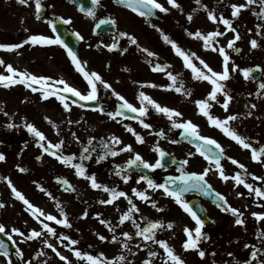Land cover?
<instances>
[{"label":"flooded vegetation","instance_id":"af4514ba","mask_svg":"<svg viewBox=\"0 0 264 264\" xmlns=\"http://www.w3.org/2000/svg\"><path fill=\"white\" fill-rule=\"evenodd\" d=\"M7 1L0 0V11L3 10L5 2ZM14 2L15 8L12 9L16 20H18L19 12L28 13L29 8L31 10L33 8L34 12L35 0H29L28 5H20L17 3V0H14ZM18 24V21H16L8 26H4V24L0 25V44L22 43L30 35L34 34L31 33L27 36L25 32L21 31ZM121 31L126 32L123 28L115 24L114 33H104L101 35V40L98 43H94L96 46H100V43L103 42L109 46L114 42H118V47L111 50L112 52L109 53L105 61L109 65L111 62H116L113 58L114 55L120 53L123 50L122 48L127 44L128 38L118 35ZM27 33H30V30ZM26 46L31 47V44H25L23 47L12 51L0 49V59L5 61V64L0 65V74L7 75L6 65L14 64L10 56L19 54H22L24 57L26 56L23 52ZM8 56L10 60L5 59ZM222 65V63L218 62L217 65H210V67L214 71L220 72L222 71ZM231 66L232 62L229 63L230 70ZM237 73L239 76V68L235 71V74ZM110 74L111 72L108 73V75ZM230 76V80L221 81V83L226 85L233 99L229 103L228 110L225 111L222 107L224 96L221 93L220 98L217 99L220 101L218 108L220 107L221 113L214 115V117L224 119L228 115H238V119L231 121L229 126L240 135L248 138L252 142L253 147L259 149L261 146H264V100L256 99L252 95L253 91H247L239 78L235 77L232 73H230ZM246 80L251 81L249 79ZM255 82L258 86L261 82H264L263 74ZM14 86L18 87L20 84ZM11 88L13 86L9 88L0 86V92L5 91L9 97L2 98L5 95L0 96V107L8 113L6 116L3 112H0V153H4L6 156V160L0 162V201L5 204V207L0 208V223L6 226V231L11 234L12 238L16 241V245L18 243L23 245L24 241H20L18 234L11 233L13 226H8L5 223L6 219L8 220V215H11L17 224L27 222L28 229L47 233V230L43 229L41 224V221H44L50 227L54 228L56 232L61 231L60 234L77 240L78 243L75 245L76 249L97 257L103 253L104 258H107L112 264H117L115 258L119 255H124L131 264H143L147 259H151L153 264L156 258L161 260L166 257V254L159 244L151 240L144 241L141 236L135 235L137 228L133 220L136 224L140 225V228H143L149 222L162 221V216L168 212L172 215V219L170 220L174 223V227L173 229H168L167 227L156 229L155 239L167 241L176 254L179 251L184 252L186 250L183 248V243L186 241L187 236L183 229L188 227L190 230H193V235H195L194 229L197 227L195 221L174 202L173 198L166 196L162 189H152L148 187L146 181H140L139 183L137 181L143 175L156 183H163L166 176L178 177L189 172L199 174L205 169H210L205 180L212 186L213 193L218 192L225 198L227 205H225L224 201L218 200L214 194L210 196L197 189H190L184 194L183 198L194 206V211L205 221L202 232L208 236V239H202L199 242L198 250H204L206 252L203 258L198 255V250H187L193 251L196 254L194 263L237 264L239 262V264H246V262H250V264H260V260L264 259V237L260 235V233L264 232V219H258L253 215V213L264 214V196H256L254 190L250 191L242 184L237 185L235 180L232 179L239 172L246 183L253 185V189L260 188L264 191V179H255V177L264 178V162H260L264 161V156L260 157V161H254L251 158L250 149H244L237 142L226 136L220 129L210 125L207 117L202 125L199 122H192L198 125V130L201 135L214 138L224 148V155L221 156V166L225 174L229 176L227 181L220 177L215 164L201 156L195 146L180 140L178 128H173L171 121L166 120L158 112H152L150 116L147 113L146 116L140 118V120L143 119L146 123L155 125V129H151L152 127L145 129L140 122H133L131 120L116 119L113 121L119 129L122 128V125L124 127H131L144 138V143H138L135 136L127 130L121 131L120 133L116 132L120 135V140H123L122 144L114 145L117 151L123 145L131 144L133 146L134 151L128 152L130 156L126 158H122L120 155L121 152H119L115 157L108 156L106 160L99 163L96 162L98 155L102 154V148L100 147L101 138L108 140L111 137L105 131L107 129V125L104 124L105 122L97 126L101 129L99 137L96 136L97 127L89 126L94 129L92 130L91 138H95L93 140V146L96 149L95 152L90 153L92 158L89 160L80 159L82 149L87 146L88 142L84 143L83 133L85 130H76V132L65 131L64 145L58 152L63 155L74 154L76 159L73 163H83L86 167L87 174L94 173L99 183L109 188H116L118 191H124L131 197L132 202L137 205L139 211L133 212L132 219L125 221L121 225L119 224L120 216L128 211L130 207L128 200L124 197H118L112 204H101V200L109 199V193L104 192L102 189L91 188L90 182L87 179L76 176L75 170L70 165H65L49 153H45L39 146L43 142H37L42 154H39L40 151L37 152L38 154L34 156V163L32 165L20 163L21 157L18 144L21 132L19 130L18 117L13 112V98L20 96L23 100L29 99L19 91H15L14 94ZM253 103L257 107L251 109L253 115L249 117L247 116V112L250 109L245 106ZM103 108H106V112L113 111V106L110 102L108 104L103 103ZM8 124H13L15 127L9 128L7 127ZM41 129L45 135L48 134L44 128ZM161 130L164 135H157ZM26 132L30 135L29 131ZM72 133H75L76 137H79V141L73 137ZM103 135L106 137H102ZM172 141L176 142L173 143ZM145 147L149 149L150 153L145 151ZM156 147L163 150L165 153L163 157H160L159 153L154 151ZM151 151H154V154ZM135 153L141 154L150 163L161 159L163 167L146 169V173L132 171L130 169H133L134 166L129 169L127 168L126 162ZM229 158L235 159L238 161V164H233ZM185 159L189 161L187 165L182 163ZM53 162L55 163L53 164ZM239 164L245 165V169H241ZM116 165H120L126 169L120 176L116 175ZM21 167L27 169V171L20 172L19 168ZM125 174L129 176L127 183L122 179V176ZM5 177L10 179L15 188L33 205L38 206L45 214H51L58 219H64V216H61L60 209L56 206L57 202H59L71 227L56 224L55 221H48L45 216H39V214H37L39 219L34 217L31 212L26 210L23 202L12 194L7 181L4 179ZM57 177L67 179L76 191L62 190L61 184L56 181ZM38 186H42L47 192H50L51 197L45 191H41ZM179 186H181V182L177 181L176 188ZM23 188L30 189L26 191ZM133 189L146 191V194L150 197V201L140 200L134 195ZM151 201H155L157 206L162 208L163 211H157L153 208ZM228 205L237 208L238 212L243 214L241 217L244 220L243 225H237L235 223L237 217L224 210ZM85 211L88 212L86 218L83 217ZM100 219L110 221L111 227L115 228V233L109 231V228L104 224H101L99 222ZM17 228L24 231L20 226ZM123 232H128L132 239L127 240L122 235ZM97 234H102L108 237V239L101 241ZM113 235L118 237V240L115 242L111 239ZM54 239L57 241V237ZM124 241L128 242L131 251L122 248V242ZM65 244V242L61 243L60 248H65ZM246 244L248 247H245ZM33 246H35V243H33ZM254 248L259 249L255 260L251 257V252ZM19 249L21 250L22 248ZM149 251H155L157 256L150 258L148 256ZM132 253H135V255H132ZM38 257L39 255L32 254L30 257L31 264H35ZM183 260L186 264H189L186 258ZM82 263L88 264L86 260H82ZM119 264H126V262H119Z\"/></svg>","mask_w":264,"mask_h":264},{"label":"rangeland","instance_id":"374dc122","mask_svg":"<svg viewBox=\"0 0 264 264\" xmlns=\"http://www.w3.org/2000/svg\"><path fill=\"white\" fill-rule=\"evenodd\" d=\"M165 7L169 8L167 13H162L158 10L161 21H152L150 18L141 17L136 13H133L130 9L114 7L110 0H100L99 5L95 11V16L90 17L83 15L76 11L73 5L65 3L59 0H47L46 11L40 19H36V15H33L31 8L28 9V13L19 12L18 20L13 16V9L15 8L14 0H8L5 2L3 10L0 11V25L8 26L12 22L18 21L21 31L25 32L28 36L31 33L42 34L50 38H55L52 29L49 26V21L55 16H60L66 20H70L69 27L75 32L80 33L83 36L81 39V55L86 62L87 71L97 72L104 81L111 83L115 91L123 95L129 102L136 107H141V102L138 98L140 92H144L147 96L153 98L163 106L174 108L182 113L181 117H174L177 122H184L187 120L199 122L201 125L205 120V116L200 113L199 108L195 101L205 99L210 104L208 109L209 113L219 115L221 113L219 103L208 99V93L210 92L206 84V80L194 79V74L191 69L187 68L184 64L183 58L176 54L175 50L164 40V36L167 35L170 40L175 41L186 54L195 53V56L190 57L192 63L207 74V70L199 63L200 59H203L209 66L217 65L223 57L218 51H213L212 48H205L204 41L200 38L189 36L188 32H195L200 30L204 35L212 31H220L224 33L220 38L216 37L212 41V47L219 48L220 45L225 48V52L230 56L232 66L237 65L239 69L246 68L252 64H260L263 69L264 76V27H261L260 31H257V25L264 26V19L258 18L254 13L259 11V4L246 7L241 10L239 17H232V4H246V0H201V4L206 5L208 10L213 11V14L217 16L215 22L208 18V11L201 8L196 4L195 0H178L183 11L171 7L167 0H158ZM196 11H193V10ZM188 14L193 16V19L189 21L187 19ZM223 15L225 18L232 20V26L236 28L240 34V39L235 41L234 47L229 49L227 47L228 41L234 38L235 33L227 28L223 23L219 21V16ZM99 16H109L116 21V24L123 28L130 35H134L138 41L139 48L133 45L127 40V44L122 49L126 48L127 51L114 55L115 63L111 62V74L107 75L104 69V63L108 57L107 46L100 44L101 46H94V42H98L100 39H96L91 34V29L94 21ZM155 25V27H153ZM25 29L30 30L27 33ZM256 39L258 47L251 48L250 41ZM104 41V39H102ZM31 44V43H30ZM240 46L241 52L239 56H235V47ZM146 48L150 52L155 53V56H148L147 53L141 49ZM26 56L22 57V60L15 59L16 63L13 64L18 71H26L28 69L32 74L44 75L55 79H64L71 86L76 87L82 94H86L89 91L87 81L83 76L75 70V66L71 62V58L68 55V51L62 45H32L23 49ZM4 55V54H3ZM10 60L9 56L5 58ZM12 59V58H11ZM18 61H22L19 63ZM229 61V63H230ZM155 63H159L163 67V71H153ZM231 66V69H232ZM125 69H128L127 71ZM223 70V69H222ZM167 72H172L177 77L174 87L173 81L167 76ZM235 77L239 78L247 90L257 91L258 86L254 83L247 81L242 72L239 70L235 74V71L230 70ZM183 85L182 92L177 93L175 87H181ZM246 84V85H245ZM155 85V86H152ZM23 86H13L12 91H19L22 95L27 96L29 100H23L22 97L13 98V112L18 117V123L20 126L27 123L33 124L36 128H44L48 133L47 141L56 143L62 140L65 127L68 130L76 132V130H85L83 133L84 142H87L92 135V127L100 126L102 121L107 125L105 130L111 136H117L121 139V131L126 130L122 125L121 129L113 122L114 120L109 118L105 114L103 103L113 104L115 101H119L113 94L111 89H105L103 85L97 83V89L99 90L97 95L101 100V107L97 112H86L75 105L67 102L70 105V111H65L62 104L55 98L51 97L45 102L41 103L40 92L33 93L30 89L26 91L22 90ZM39 87V86H37ZM62 87V86H61ZM20 88V89H19ZM191 91V95H186L187 91ZM257 92L253 95L259 100L264 99L261 95L257 96ZM264 93V92H263ZM5 95L2 98H9L6 92H0V96ZM220 95H217V99ZM121 102V101H120ZM144 106L148 108V115L152 112H156L155 109L145 102ZM103 109V111H100ZM27 114H30L31 118H28ZM154 114V113H153ZM162 114V113H161ZM49 117L58 128H53L52 125L44 119ZM162 116L169 121V119L162 114ZM79 121V123L69 124L68 121ZM117 122V121H116ZM155 129V125L151 124ZM92 128V129H91ZM20 130V129H19ZM96 136L99 137L101 131L97 127ZM117 132V133H116ZM95 136V135H94ZM102 137H106L103 135ZM50 139V140H49ZM95 140V139H94ZM123 141V140H121ZM35 140L28 137L26 132H21L19 135V148L20 151V163H27L32 165L34 163L32 155L36 146ZM148 147V146H147ZM145 147V151L150 153L149 149ZM154 154V151H151ZM122 158L130 156L128 152L120 153ZM55 162H53L54 164ZM28 191L30 188H23ZM28 195V193H27ZM171 213L166 212L162 216V222L166 228L168 222H172ZM5 223L8 226L17 228L20 226L25 233V237L20 241H24L23 245L18 243V249L23 253L22 256L17 257L18 264H25L29 262L31 264L30 256L35 251H38V260L35 264H67L66 261H62L59 257L44 244V241L51 243L57 251L63 256L67 257L70 264H83L81 259H78L73 254L72 249H76L73 245H69L64 248L65 252L61 250L59 244L61 241L57 238V242L54 238L60 234L56 232V236L48 233L42 234L40 237L34 239H27L30 235L31 229L26 223H16L14 218L8 215V220ZM10 230V229H9ZM33 230V229H32ZM69 235V233H68ZM35 243V246H33ZM59 243V244H58ZM43 252V255L40 253ZM66 253V254H65ZM178 255H182L181 258H186L189 264H196V254L192 251L177 252ZM163 259H157L153 264H164ZM0 264H6L5 260L0 257ZM169 264L173 262L169 261Z\"/></svg>","mask_w":264,"mask_h":264},{"label":"snow or ice","instance_id":"6c2138e0","mask_svg":"<svg viewBox=\"0 0 264 264\" xmlns=\"http://www.w3.org/2000/svg\"><path fill=\"white\" fill-rule=\"evenodd\" d=\"M121 4H123L125 7L130 9L133 13L138 14L141 17H150L154 14V10H159L162 13H167L169 11L168 7H165L163 4L158 2V0H119ZM196 4L200 5L201 8L208 11V18L215 22L217 20V16L213 14V11L208 10L206 5L201 4V0H195ZM17 3L20 5H28L29 0H17ZM100 0H92L93 6L99 5ZM167 3L176 9H179L183 11L181 5L178 3V0H167ZM254 4H259V11L255 12L254 14L260 18L264 19V0H246V4H232L231 8L232 10V17L236 18L239 17L241 14V10L252 6ZM35 8L36 12L39 13L42 9V3L41 0H35ZM81 11H85L83 7L80 9ZM193 11H196L195 9ZM87 15L90 17L95 16L94 8H88L87 9ZM36 19H40V16L37 15ZM63 19V18H61ZM187 19L191 21L193 19V16L191 14H188ZM219 21L223 23L229 30H231L233 33H235L234 38L232 40L228 41L227 47L229 49H232L234 47L235 41L239 40L240 34L237 32L236 28L232 26V20L225 18L223 15L219 16ZM70 20H64V23H70ZM51 24V21H49ZM104 24H111L115 25L116 21L114 19H101L98 24H96V27L99 28L101 25ZM155 27V25H153ZM261 27H264L262 25H257V31L259 32ZM52 30L55 32L56 28L55 25L52 26ZM27 31V29H25ZM80 39H83V36L80 35V33H75ZM121 37H127L129 42L133 45H136L138 48L140 47L138 44V41L134 35H130L127 32L121 31L118 33ZM189 36H193L195 38H200L204 41V47L212 48L213 51H218L219 54L223 57V65H222V71L217 72L214 71L203 59H199V63L203 66L204 69L207 70V74L202 71L200 68H198L194 63H192V60L190 57L195 56V53L186 54L184 50L175 42L169 39L167 35H165L163 38L166 42L171 44L173 49L175 50L176 54L183 58L184 64L187 68L191 69L194 74V79L197 80H206L212 85L211 91L208 93V99L212 101H217L218 103L220 101L217 100V94L222 93L224 96V100L222 103V107L225 111L228 110L229 103L232 101L233 97L230 95L229 91L227 90V87L225 84L221 83V81H228L231 79L230 76V68H229V61L230 56L225 52L224 47H219L218 49L215 47H212V41L215 40L216 37L224 35V33L220 31H212L204 35L200 30L195 31L194 33L189 31ZM31 43L32 45H63L65 48H67V45L64 43L63 40L60 39L59 36H56L55 38H50L42 34H33L30 35L26 40H24L22 43H6V44H0V49L12 51L15 49H19L23 47L25 44ZM251 48L255 49L258 47V42L256 39H253L250 41ZM109 50L116 49L118 47V42H114L111 45L107 46ZM143 52L147 53L148 56H155V53L150 52L148 49L143 48L141 49ZM236 51H239V49H235ZM68 55L71 58L72 64L75 66V70L80 73L83 78L87 81V84L89 86V91L86 94H82L76 87L71 86L69 83H67L64 79H55L53 80L52 77L44 76V75H35L27 71H18L15 67H13L12 64L6 65V71L7 75L0 74V86L4 88H9L11 86L20 84L24 85L28 89H30L33 93L40 92L41 99L42 100H48L51 97H55L63 106L65 111H70V105L66 102L68 97L65 95L67 93H70L72 97H78L79 101H94L98 98V89H97V83L103 85L105 89H111L112 94L119 100L121 103L119 104V110L116 112H107L106 115L115 120L117 116H121L124 114V110H127L130 113H138L139 117H144L147 115L148 108L144 106L145 102H147L148 105H151L156 112L164 114L169 121H171L173 128L183 129V135L186 137H190L195 141H201V144L197 145V152L203 156L206 160H209L210 162H213L215 164L216 169L218 170V173L220 177L227 181L229 179V176H227L223 170V167L221 166V156L224 155V148L218 143L214 138L201 135L198 130V125L193 123L191 120H187L184 122H177L174 117H181L182 113L174 108L163 106L160 103H158L153 98L147 96L144 92L139 93V100L141 102V107L134 106L131 102H129L123 95H121L119 92L115 91L113 88V85L111 83H108L102 79V77L95 71H87L85 69L86 62H82L77 55L70 49L67 48ZM127 49L124 48L122 50L123 52H126ZM5 64V61L3 59H0V65ZM238 68L237 65L232 66V71H236ZM126 71L128 69H125ZM153 71H163V67L159 64H155L153 66ZM243 77L245 79L252 78L251 74L253 72V69L251 68H243L239 69ZM167 76L170 80L173 81V85H170L169 87H174L177 77L173 75L172 72H167ZM39 86V87H37ZM62 86V87H61ZM155 86V85H152ZM183 85L181 84V87H175V91L177 93L182 92ZM259 90H264V82H261L258 86V92L257 96L261 95V92ZM186 95H191V91H187L185 93ZM251 95V93H250ZM27 99V98H25ZM77 101L73 100L72 103L75 104ZM197 104L199 111L201 114H203L205 117H207L208 122L210 125L220 129L226 136L230 137L232 140L237 142L239 145H241L244 149H250L251 150V158L254 161H260V157L264 156V146H261L259 149L253 147L252 142L250 140L242 135H240L236 130L231 128L229 126V123L231 121H235L238 119V115H228L224 119L214 117L212 116L208 109L210 107V104L205 99L197 100L195 101ZM80 107H84L83 104L80 105ZM245 107L249 108L250 110L247 112V116L251 117L253 115V112L251 109H255L257 107L256 104L246 105ZM100 111H103V109H100ZM0 112H3L4 115H8L6 111L2 107H0ZM138 118V117H134ZM45 120H47L53 128H58V125L55 124L49 117L45 116ZM140 124L145 128L149 129L152 127L151 124L146 123L143 119H141ZM69 124L72 123H79V121H68ZM7 127H15L13 124H8ZM26 127L30 133H32L35 137L39 138V141L43 142L40 143V147L43 149L45 153H49L53 157H55L58 161L65 165H70L75 170V175L78 177H82L84 179H87L90 182V186L93 189H102L104 192L109 193V199L107 200H101V204H112L114 200H116L118 197H124L128 200V204L130 205L128 211L124 212L119 219V224H123L125 221L132 219V213L138 212L139 209L137 208V205L132 202L131 197L127 195L124 191H118L116 188H109L108 186L99 183L97 181L96 175L94 173L87 174L86 167L83 163H73V161L76 159V156L74 154L72 155H63L58 152L63 145L64 141L60 140L59 142L52 143L47 141V138L45 134L31 124L27 123ZM126 130L130 133H132L135 136V139L138 143H144V138L135 132V130L131 127L125 126ZM73 137L79 141V137H76L75 133H72ZM157 135L163 136L164 133L161 130ZM95 138H89L87 142V146L83 147L82 153L80 156L81 160H89L91 159V152H95V146H93V140ZM175 143L176 141H172ZM122 144V141L117 136H111L108 140H104L101 138L100 147L102 148V154L98 155L97 157V163L104 161L108 158V156L115 157L119 154V152H133V146L131 144L123 145L119 150L117 151L114 148V145H120ZM47 145V146H46ZM215 150H214V148ZM51 150V151H50ZM154 151L158 152L160 157H163L165 153L163 150H161L159 147L154 148ZM87 154V155H85ZM231 159V162L233 164H238V161H236L233 158ZM6 160V156L4 153H0V162H4ZM264 162V161H260ZM184 165H187L189 161L185 159L182 162ZM127 168H132L133 166H142L146 169H157L163 167L161 163V159H157L154 163H150L147 160H145L141 154L135 153L132 158H130L126 162ZM239 167L241 169H245V165L239 164ZM116 175L120 176L122 172H125L126 169L122 168L120 165H116ZM20 172H26L27 169L21 167L19 168ZM210 169H205L202 173H196V172H189L185 173L178 177H168V180L172 182L173 184L178 180L181 182V186L172 189L167 184L163 183H156L152 179L141 175L139 177L140 181H146L149 188L152 189H162L164 194L168 197H171L174 199V202L180 206V208L187 214L190 215L192 220L195 221L197 227L194 229L195 235H193V230H190L188 227H185L183 231L185 232L187 239L183 243V248L187 250H198L199 249V242L202 239H208V236L206 233L202 232V228L204 227L205 221L201 219V217L197 214L196 211H194V206L191 205L187 200H185L184 194L188 192L190 189H197L198 191L205 193L207 195H215V197L218 200L224 201L225 205H227V201L225 198L218 192L213 193L212 186L205 180V177L208 175V172ZM7 181V184L9 188L11 189L12 194L23 202V204L26 206V210L31 212V214L39 219V216H45L46 220L48 221H55L56 224L64 225L65 227H71V224L68 222V219L63 211V209L60 206V203L57 202L56 206L58 209H60L61 216H64V219H58L56 216L51 214H45L38 206L33 205L28 199L25 198V196L18 191L15 186L12 184V181L8 179L7 177L4 178ZM122 179L125 183H127L129 176L127 174L122 176ZM232 179L235 180V183L237 185H244L247 189L250 191H255L256 196H264V191H262L260 188L253 189V185L246 183L245 179L242 177L241 173H236ZM255 179H264L261 177H255ZM57 182L66 186V191H76V189L69 183L67 179H63L61 177H57ZM40 187L41 191H45L47 195L51 197V193L47 192L46 189H44L42 186ZM133 193L136 197H138L142 201H150L149 195L146 194V191H140L137 189H133ZM54 199V198H53ZM152 207L155 208L157 211H163L162 208H159L157 206V203L155 201H151ZM219 206V205H218ZM5 207L4 202L0 201V208ZM225 211L230 212L234 216H236L235 223L237 225H243L244 220L241 218L242 213L238 212V209L235 207H232L228 205L224 208ZM39 214V216L37 215ZM88 212L85 211L83 213V217H87ZM254 216H256L258 219H264V214H258L253 213ZM101 224H104L106 227L109 228V231L115 233V228L111 227V222L100 219L99 221ZM133 223L135 224V227L137 228V231L135 233L136 236H141L144 241H153L154 243L159 244V246L163 249L164 253L166 254V258L164 259V264H169V261L173 262V264H186V262L181 258L180 255L176 254L172 247L169 246L168 242L165 240H156L155 239V230L158 228L165 227L164 223L162 221H156V222H149L145 227L140 228L139 224H136L133 220ZM43 229H46L48 233L52 234L53 236H56V231L54 228L50 227L48 223L41 221ZM166 227L168 229H173L174 223L168 222L166 224ZM0 233L8 236L9 239H12L11 234L6 231V226L3 223H0ZM11 233L18 234L21 238L25 237V233L21 231L18 228L13 227L11 229ZM42 235V231L37 230H31L30 235L27 236V239L31 240L37 237H40ZM99 240L106 241L108 237L97 234ZM122 235L127 238V240H131L132 237L128 232H123ZM262 237H264V232L260 233ZM61 243L64 241H68L69 245H76L78 243L77 240L71 239L69 236L60 234L57 237ZM112 241L115 242L118 240V237L116 235H113L111 237ZM15 243V241H14ZM44 244L47 248L52 249L53 252L59 257L60 260L66 261L67 264H70V261L67 260V257L63 256L57 249L48 241H44ZM68 246V245H66ZM245 247H248L246 244ZM122 248L129 249V244L127 241L122 242ZM0 249H3V255H8V248L7 245L4 243V241L0 240ZM73 254L75 257L81 260H86L88 264H112L111 261H109L107 258H104L103 253L100 254L99 257L91 255L87 252H81L78 249H72ZM259 252V249H255L251 252V257L253 260L257 258V254ZM44 253L41 252L40 255H43ZM17 255L22 256L23 253L17 249ZM132 255H135V253H132ZM198 255L203 258L206 255V252L204 250H198ZM231 255V253H230ZM148 256L155 257L157 256V253L155 251H149ZM115 261L117 264L119 262H126V264H131L130 261H127V258L124 255H119L115 258ZM8 264H11V261L8 262ZM25 264H29V262H25ZM143 264H152L151 259H147L143 262ZM239 264V262H237ZM246 264H250V262H246ZM260 264H264V259L260 260Z\"/></svg>","mask_w":264,"mask_h":264},{"label":"water","instance_id":"95a60500","mask_svg":"<svg viewBox=\"0 0 264 264\" xmlns=\"http://www.w3.org/2000/svg\"><path fill=\"white\" fill-rule=\"evenodd\" d=\"M69 1L73 2L78 10H80L81 7H83L85 9V11H82V12H85V13H87V9L88 8H94V6L92 4V0H69ZM115 3L118 4V5H123V4H121L119 2V0H116ZM152 17L158 18V16L155 13V10H154V14L152 15ZM53 25H55L57 36H59L60 39L63 40L64 43L67 45V47L70 48L77 55V57L80 59V57H79V39H78V37H76L66 27V23H64V21L62 19H59V18L55 19L53 21V23H52V26ZM104 25H101L99 28L96 27L95 30H94V34L98 35L99 31H101V30L113 32V27H111V24H106L105 26ZM251 69H253V72L251 74L252 78L253 79L258 78V76H259V67L254 66V67H251ZM66 96L69 99L76 100L77 103L83 104L86 107L95 108L96 105H97L96 101H79V99H76V98L71 97L69 95H66ZM116 107H117L116 111L119 110V105H117ZM127 112H128L127 110H124V114L121 115V116H129V117H134L135 116L134 113H130V112L127 113ZM180 136H181L182 139H185L186 141H189L191 139L190 137H186L185 135H183V131L181 132ZM0 240L4 241V243L7 245L8 255L5 256L7 261L8 262L11 261V264H15V258H14V255H13L14 254L13 245L11 244L9 239L7 237H5L4 235H2L1 233H0ZM3 251H4L3 249H0V254H3Z\"/></svg>","mask_w":264,"mask_h":264}]
</instances>
